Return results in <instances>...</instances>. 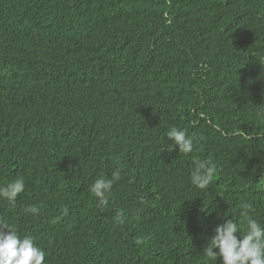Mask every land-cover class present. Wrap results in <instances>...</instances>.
Masks as SVG:
<instances>
[{"label":"trees","instance_id":"16d2710c","mask_svg":"<svg viewBox=\"0 0 264 264\" xmlns=\"http://www.w3.org/2000/svg\"><path fill=\"white\" fill-rule=\"evenodd\" d=\"M173 126L191 154L168 151ZM17 177L0 220L45 264H211L243 204L264 223V0H0V185Z\"/></svg>","mask_w":264,"mask_h":264},{"label":"clouds","instance_id":"9594fccd","mask_svg":"<svg viewBox=\"0 0 264 264\" xmlns=\"http://www.w3.org/2000/svg\"><path fill=\"white\" fill-rule=\"evenodd\" d=\"M166 137L173 142L167 146L168 151L177 147L179 153L185 155L194 151L196 137L189 135L185 129L173 126L167 131ZM194 165L190 176L191 184L199 189L208 188L217 173V165L211 159H197ZM120 179L121 171L117 168L110 177L102 175L89 186L98 206L108 204L113 185ZM24 189V178L17 177L0 185V198L14 206L18 194ZM63 211L67 214V207ZM25 212L35 215L39 208L30 205L25 208ZM202 253L211 264H216L218 258L221 264H264V223L253 217L251 205L243 204L240 221L237 222L232 217L218 224ZM45 255V251L35 244L33 236L21 235L14 226L0 220V264H45Z\"/></svg>","mask_w":264,"mask_h":264}]
</instances>
